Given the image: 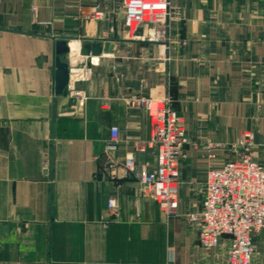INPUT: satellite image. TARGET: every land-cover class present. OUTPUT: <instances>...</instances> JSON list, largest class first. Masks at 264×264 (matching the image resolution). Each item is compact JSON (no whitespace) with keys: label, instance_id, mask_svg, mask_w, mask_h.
<instances>
[{"label":"crops","instance_id":"0c3cea01","mask_svg":"<svg viewBox=\"0 0 264 264\" xmlns=\"http://www.w3.org/2000/svg\"><path fill=\"white\" fill-rule=\"evenodd\" d=\"M171 1V45L163 49L127 37L121 0H0V264H189L217 256L199 246V228L185 214L201 206L209 167L232 158L229 145L244 132H255L252 156L264 164V0ZM95 6L102 19L87 17ZM59 38L117 47L57 95ZM160 87L190 139L179 215L171 217L125 167L151 134L148 113L129 98ZM139 161L154 165L156 151ZM255 246L264 264V232Z\"/></svg>","mask_w":264,"mask_h":264},{"label":"built area","instance_id":"2783aa9c","mask_svg":"<svg viewBox=\"0 0 264 264\" xmlns=\"http://www.w3.org/2000/svg\"><path fill=\"white\" fill-rule=\"evenodd\" d=\"M121 6L129 39L152 42L169 49L173 16L171 0H121ZM104 16L105 12L95 6L87 17L102 19ZM79 53L80 49L73 59L71 46L70 68L77 78L84 80L88 71L99 62L92 58V66H88L89 58H81ZM110 54L103 53L102 56ZM72 94L85 99L80 91ZM129 103L148 113L151 134L126 155L125 167L144 196L153 199L167 217L177 216L182 160L185 145L190 142L183 118L174 108L166 88H157L149 95L130 97ZM119 135V128L112 127V146ZM254 139V131L244 132L239 140L229 145L234 156L221 165L209 167L202 204L185 214V219L199 228V246L216 251L217 256L210 261L189 264H257L255 241L264 232V164L252 156ZM219 146L223 145L207 144L211 150ZM150 150L156 151V163L140 162L139 156ZM209 155L213 157L214 153ZM108 207L117 214L115 198L109 199Z\"/></svg>","mask_w":264,"mask_h":264},{"label":"water","instance_id":"95a60500","mask_svg":"<svg viewBox=\"0 0 264 264\" xmlns=\"http://www.w3.org/2000/svg\"><path fill=\"white\" fill-rule=\"evenodd\" d=\"M117 42L111 40L88 41L80 46V54L91 57L88 66H92V58L100 57L103 53H113L116 50ZM71 45L66 38H59L56 41L55 57V93L61 95L65 89L74 82L83 81L77 78L70 68Z\"/></svg>","mask_w":264,"mask_h":264},{"label":"bare ground","instance_id":"6f19581e","mask_svg":"<svg viewBox=\"0 0 264 264\" xmlns=\"http://www.w3.org/2000/svg\"><path fill=\"white\" fill-rule=\"evenodd\" d=\"M78 44V45H77ZM72 49H73V59H75L76 58V53L78 52V50L80 49V44L79 43H72ZM95 58H97V60H98V57H95Z\"/></svg>","mask_w":264,"mask_h":264},{"label":"rangeland","instance_id":"374dc122","mask_svg":"<svg viewBox=\"0 0 264 264\" xmlns=\"http://www.w3.org/2000/svg\"><path fill=\"white\" fill-rule=\"evenodd\" d=\"M128 37V36H127ZM129 38V37H128ZM133 41H135V40H133Z\"/></svg>","mask_w":264,"mask_h":264}]
</instances>
